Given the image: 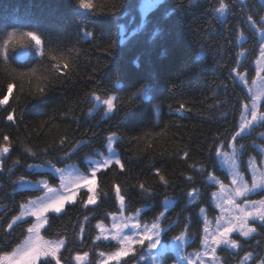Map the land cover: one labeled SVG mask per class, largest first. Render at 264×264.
<instances>
[{
	"label": "trees",
	"instance_id": "16d2710c",
	"mask_svg": "<svg viewBox=\"0 0 264 264\" xmlns=\"http://www.w3.org/2000/svg\"><path fill=\"white\" fill-rule=\"evenodd\" d=\"M146 1L85 0L92 8L82 9L80 0H0V99L7 97L0 105V148L9 149L6 158L0 155V256L24 240L30 224L7 230L21 204L35 195L18 190L21 176L36 179L26 170L30 163L74 162L85 171L84 157L103 151L108 135L120 136V164L96 174V205H86L83 193L51 214L44 231L47 238L65 240L61 264H77L74 256L81 252L96 264L100 253L116 249L111 241L96 240L95 223L118 212L117 187L123 208L142 210L144 222L161 215L165 202L171 207L163 220L168 235L187 232L190 248L197 249L203 213L218 214L208 181L220 171L217 150L236 152L246 176L249 160L263 159L264 121L236 136L245 105L252 104L248 87L263 44V0H156L148 10ZM28 31L43 40V55L19 62L14 49L30 43ZM115 92L111 116L90 113L94 96ZM261 197L264 190L250 198ZM253 226L250 236L237 237L238 249L219 251L222 264H239L249 253L253 264L264 261V224ZM141 252L124 264H151L140 261ZM160 258L177 264L170 250Z\"/></svg>",
	"mask_w": 264,
	"mask_h": 264
},
{
	"label": "rangeland",
	"instance_id": "374dc122",
	"mask_svg": "<svg viewBox=\"0 0 264 264\" xmlns=\"http://www.w3.org/2000/svg\"><path fill=\"white\" fill-rule=\"evenodd\" d=\"M154 2V1H153ZM152 2V3H153ZM264 2V0H263ZM264 23V19H263ZM259 38L261 39L262 43L264 44V28L259 32ZM256 71H257V76L254 80H252V83L248 87L252 97V103L255 101L257 107H256V113H257V119L255 121L252 120L251 117V111H252V104L251 106H248L241 118L240 126H239V132L241 129V126L244 127V131L241 132L240 135H245L251 132L253 129V126L256 124H259L260 122H263L264 119H260L261 116H264L260 112V106L262 103V98H264V55H261L260 52V57L258 58V61L256 62ZM259 73V75H258ZM111 96L107 97H102L99 100H97V106L95 107L94 110L97 109H104L105 112L107 113V107L106 105L103 104V101L108 99ZM114 103V102H113ZM245 132V133H244ZM109 146V145H108ZM112 148L114 149V152H109L108 147L106 153L103 155H100L103 159H111L112 163L116 161L117 159V153L115 151L114 147V142L112 144ZM233 150V149H232ZM237 151V150H236ZM100 164H103L99 162ZM111 163V164H112ZM216 167H219L220 171L219 174H210L209 175V183L214 187L213 191V205L218 212V214H215V217L210 218L209 216L206 215V213H203V218L205 221V227L208 229V234H216L218 235V227L220 225H225L226 223H233L236 224L237 226V231H234L228 239L235 240L237 242V247L232 248L229 245L221 244L219 247L216 248L215 254L211 252L210 248L205 247V232L203 229L202 237H200V246L197 249H191L188 244H190L191 239L188 235L187 232H182L181 234L178 235H168L169 233V227L168 225H165L163 220L166 218L167 213L171 208L169 207H164L163 215H159L157 218H155L153 221H147L144 222L140 220L139 215L129 213V216L124 215L122 212L120 213H113L109 216L108 221L104 222H98L97 225H101L100 228L95 225V238L97 239V236L100 237V239L108 241V240H113L116 246V249L110 253H104L103 256H99L98 259L96 260V264H124V261L129 257V255L133 252H136V250H141L143 255L139 256L141 262H146V263H151V264H163L160 256L164 254V252H167L170 250L171 252H175V257L177 258V264H222V261L220 259V256L218 253H220V250L223 249H231L235 250L238 249L239 244L237 241V237H239L240 234V222L236 219L237 216L241 215L238 209L233 205L228 202L229 197L233 198L235 201V204L240 205L241 207H244V200H256L259 201L261 199H264V197L258 198V199H251L250 197L261 192L264 190V157L261 161H258L254 158H251L248 162V170H249V176L244 175V173L241 171V164L239 161V156L236 152L231 151L229 152L224 151L220 149V152L218 153V158L216 160ZM60 168L63 170V175L59 173H55L52 170V167H45L41 166L37 168L38 170H50L52 171L57 177H58V182L56 184H50L47 180H38L36 182H32L29 180H22V186L21 187H29V188H34L40 191V193L33 199L27 201V203L24 204V208H21V211L18 216L21 215L23 212L24 215L22 219L18 221H23L26 219L31 218V222L29 227H31L33 224L37 223V218L31 214H29V209L35 210V207L39 205L42 201H47L48 198L54 197L56 195H69L72 193H75L74 195V201L78 199V197L81 196V194L85 193V198L88 199L89 195H94V192L96 190L97 184H96V177L93 180L91 171L84 173L79 171L77 168L71 166V165H65L62 167H56ZM86 177L91 184V187L93 188V192H88V188L86 186H83V183L81 184L80 187L76 186V181L77 180H82V178ZM236 180L237 183H233V180ZM46 182L49 187L54 189L53 192H48L46 188H44L42 185L43 183ZM253 182L256 183L259 187L255 189V191L249 192L248 196L245 197H238L235 194V189L238 186H244L247 185L248 188H252ZM223 185V187H221ZM87 193V194H86ZM198 192H195L191 195V200L192 202L197 200L198 198ZM35 202V204L31 203ZM70 202H66L64 206ZM86 205H92L89 204L88 202ZM65 208V207H63ZM62 208V210H63ZM61 210V211H62ZM248 210H252L251 206H248ZM52 213L55 212H48L44 215L42 218L46 222L44 223V226L40 228L39 235L42 237V240L40 241L41 244L43 245H52L55 246L58 244L59 241L61 240H55V239H50L47 238L46 236L43 235V231L45 230L48 222V216ZM214 216V215H213ZM16 221V222H18ZM253 222H261L258 219H249L247 222V225L243 229L244 231H247L248 228H254ZM156 224L158 226L157 229L153 228V225ZM165 225V226H164ZM138 226V227H134ZM28 227V228H29ZM148 229L150 234L155 233L157 230L159 231V238H160V245L157 246L156 249H149L148 242L145 241V244L141 246L138 243H133L131 245H127L123 243V237L124 236H133L134 241L138 239L139 235L143 234L145 229ZM253 232L249 233L248 236H250ZM35 233H29L27 231V235L25 236L24 240L21 242V244L15 248L12 252L10 253H5L2 254L1 256L5 255H11L14 251L21 250L23 248H26L29 246V243L35 239ZM182 236L183 239L177 240L176 237ZM242 237H245L241 235ZM247 236V237H248ZM112 243V244H114ZM210 243V242H209ZM65 247V241L63 246L60 247L59 254L62 252V250ZM130 248L131 251H129V254L127 256H123L119 259V261L113 259V260H108V256L114 254L116 251L120 250L121 248ZM229 251V250H228ZM87 252H81V253H76L75 257L77 255L84 257V254ZM248 256L245 255L244 258ZM74 257V260H75ZM251 257L248 260H243L239 264H248L250 261L253 264V261L256 259L254 256L251 254ZM51 257H42L40 261H38V264L45 260H49ZM77 264H89L90 263V257L87 253V257L85 259H82L81 261H76ZM262 261H259L255 264H261ZM0 264H6L4 261H0ZM238 264V263H235Z\"/></svg>",
	"mask_w": 264,
	"mask_h": 264
},
{
	"label": "snow or ice",
	"instance_id": "6c2138e0",
	"mask_svg": "<svg viewBox=\"0 0 264 264\" xmlns=\"http://www.w3.org/2000/svg\"><path fill=\"white\" fill-rule=\"evenodd\" d=\"M80 8L82 9H91L92 5L91 3L85 2V0H80ZM225 8L224 4H221L220 6V11L223 12ZM251 19V17L249 18ZM264 19V18H262ZM86 36L91 37L93 35L92 32H86L85 33ZM25 37L30 38L32 41L35 42L36 50L38 52H40L41 55H43V49L41 47V39L39 36H37L35 34V32L33 31H28L26 33H24ZM9 41H5V59H7V44ZM260 52L261 55H264V44L261 45L260 48ZM259 75V73H258ZM243 79V78H242ZM9 93H11L12 91V86L9 85L8 88ZM40 93L44 94V88H40ZM144 93V90L141 89V94ZM95 100H99L100 97L99 96H94L93 97ZM144 98L147 99V95H144ZM117 97H109L108 99L103 101V104L106 105L107 107V112L111 113L114 111L115 109V105H114V100H116ZM7 103V97H5L4 99H0V105L6 104ZM256 103L255 101H253L252 103V111H251V117L252 120L255 121L257 119V113H256ZM245 108H247V105H245ZM13 117L12 115L8 116V120H12ZM260 119H264V116H261ZM244 131V127L241 126L240 132L236 133V136H239L241 134V132ZM236 136H233L232 139L235 140ZM116 134L113 133L111 136L108 137V150L109 152H114V149L112 148V144L115 140ZM5 140H7V137H5ZM9 151L8 147H2L0 148V155H3L5 153H7ZM31 151V150H29ZM217 152L219 153V149L217 150ZM34 155V153H33ZM67 155V153H66ZM186 155V154H185ZM91 163V175H92V179L94 180L96 177V172L100 167H104L107 166L109 164L112 163L111 159H105L103 161V164H100L99 162H90ZM115 163L120 164L119 159H116ZM29 167H41L40 165H36V166H32L30 165ZM52 170L55 173H59L61 174V176L63 175V170L60 168H56L55 165H51ZM121 168H123V165H121ZM159 174V173H157ZM162 182L164 181V177L161 176L160 177ZM189 179H191V177H189ZM83 183V186H86L88 188V192H93V188L91 187V184L89 183L88 179L86 177L82 178V180H77L76 181V186L80 187L81 184ZM233 183H237V181L234 179ZM44 188L47 189L48 192H53L54 189H52L51 187H49V185L44 182L42 185ZM141 188H143V185L140 186ZM223 187V185L221 186ZM259 187L258 185H256L255 182H253V186L252 188H248L247 185L244 186H238L235 189V194L238 197H247L249 192L255 191V189ZM74 195L75 193L69 194V195H56L54 197H50L48 198L47 201H44L42 199L41 203L39 205H37L35 207V210H31L29 209V214L35 216L37 218V223L33 224L31 227H29L27 229V231L29 233H35V239L33 241H31L29 243V246L26 248H23L21 250H17L14 251L10 256L9 255H5V256H0V261H4L6 262V264H38V261H40V259L42 257H51L52 260H55V264H61L60 259L58 258V253L60 251V247L63 246L64 241L61 240L58 242V244H56L55 246L52 245H43L40 243V241L42 240V237H40L39 235V231L40 228H42L44 226V223L46 222L45 220H43L42 218L44 217V215L48 212H55V213H59L61 212L62 208L64 207V204L66 202H74ZM116 196L117 198L121 201V210H123V200L124 197L121 195V190L119 187L116 188ZM87 202L89 204H94L96 202V198L94 195H89L88 196V200ZM228 202L230 204H233L238 211L240 212L241 215L237 216L236 219L240 222V234L247 237L249 235V233L251 232H255L256 229L255 228H248L247 231H244L243 229L245 228V226L247 225V222L249 219H258L259 221H261L262 224H264V199H261L259 201L256 200H248L245 199L244 200V207H241L240 205L235 204V201L233 198L229 197ZM33 204H35V202H31ZM251 206L252 210H248V206ZM24 205H21V208H24ZM24 213L22 212L20 216H17L13 219L12 223H10L8 225L9 228H12V225L16 223V221L22 219ZM163 215V214H161ZM98 228L101 227V225H97ZM134 227H138V226H134ZM154 229H157L158 226L156 224L153 225ZM81 231H83V229H81ZM218 231V235L208 234V229L207 227H205L204 232H205V247L206 248H210L211 252L213 254H215L216 252V248L219 247L221 244H225V245H229L232 248H236L237 242L235 240L232 239H228V237L234 232L237 231V226L236 224H233L231 222L226 223L225 225H220L217 229ZM97 239H100L99 236H97ZM177 240H181L183 239L182 236H178L176 237ZM145 241L148 242V246L149 249H156L158 245H160L161 241L159 238V231L157 230L155 233H151L149 232V230L146 228L143 232V234L139 235L138 239H136L134 241L133 236H124L123 237V243L127 244V245H131L134 242L140 244L141 246H143L145 244ZM210 242V243H209ZM129 251H131L130 248L124 247L121 248L120 250L116 251L114 254L109 255L108 256V260H117L119 261V259L123 256H127L129 254ZM101 256L104 255V253H100ZM87 257V253L84 254V257H81L79 255H77L75 257L76 261H81L82 259H85ZM251 258V253L248 254V256L245 257V260H248ZM261 264H264V261L261 262Z\"/></svg>",
	"mask_w": 264,
	"mask_h": 264
}]
</instances>
